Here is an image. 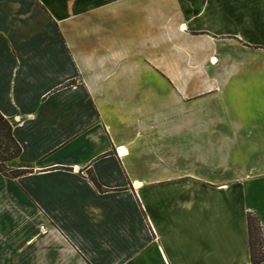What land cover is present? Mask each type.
Masks as SVG:
<instances>
[{
  "label": "crops",
  "instance_id": "1",
  "mask_svg": "<svg viewBox=\"0 0 264 264\" xmlns=\"http://www.w3.org/2000/svg\"><path fill=\"white\" fill-rule=\"evenodd\" d=\"M0 112V264H252L264 0H0Z\"/></svg>",
  "mask_w": 264,
  "mask_h": 264
},
{
  "label": "trees",
  "instance_id": "2",
  "mask_svg": "<svg viewBox=\"0 0 264 264\" xmlns=\"http://www.w3.org/2000/svg\"><path fill=\"white\" fill-rule=\"evenodd\" d=\"M22 148L13 135V125L0 112V172L10 178L30 173L31 166L19 162ZM7 167L10 171L7 172ZM248 230L252 264L264 263V233L259 219L248 215Z\"/></svg>",
  "mask_w": 264,
  "mask_h": 264
},
{
  "label": "rangeland",
  "instance_id": "3",
  "mask_svg": "<svg viewBox=\"0 0 264 264\" xmlns=\"http://www.w3.org/2000/svg\"><path fill=\"white\" fill-rule=\"evenodd\" d=\"M153 85H154V84H153ZM6 170H7V172H8V171H10V167H7V169H6Z\"/></svg>",
  "mask_w": 264,
  "mask_h": 264
},
{
  "label": "bare ground",
  "instance_id": "4",
  "mask_svg": "<svg viewBox=\"0 0 264 264\" xmlns=\"http://www.w3.org/2000/svg\"><path fill=\"white\" fill-rule=\"evenodd\" d=\"M182 30H184V27H182Z\"/></svg>",
  "mask_w": 264,
  "mask_h": 264
}]
</instances>
